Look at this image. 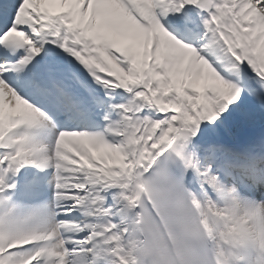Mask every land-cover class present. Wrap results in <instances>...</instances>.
<instances>
[{
	"label": "snow or ice",
	"instance_id": "obj_1",
	"mask_svg": "<svg viewBox=\"0 0 264 264\" xmlns=\"http://www.w3.org/2000/svg\"><path fill=\"white\" fill-rule=\"evenodd\" d=\"M0 264H264V0H0Z\"/></svg>",
	"mask_w": 264,
	"mask_h": 264
}]
</instances>
